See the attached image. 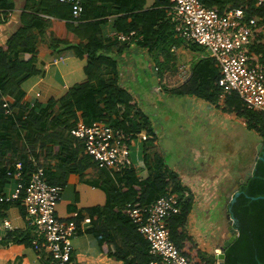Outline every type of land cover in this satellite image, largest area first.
Wrapping results in <instances>:
<instances>
[{"label":"trees","instance_id":"obj_1","mask_svg":"<svg viewBox=\"0 0 264 264\" xmlns=\"http://www.w3.org/2000/svg\"><path fill=\"white\" fill-rule=\"evenodd\" d=\"M201 1L206 7L217 8L220 13L228 8H241L247 16L258 18L261 26L264 25V7L256 8L255 0ZM145 4L146 0H82L83 11L75 22L69 4L58 0H37L32 12L20 15L21 27L0 47V196L17 161L21 163L22 189L17 199L0 202V211L15 205L27 220L22 202L24 187L32 172L40 166L37 161L52 156L57 142L68 143L64 162L72 163L78 154H82L78 163L87 160L98 166L86 153L83 142L69 133L72 127L69 121L74 117L75 109L83 110L86 123L102 121L123 130L131 138L145 131L147 135L151 134L148 140L147 137L144 139L145 143L154 140L148 116L138 109L131 93L118 83L117 57L124 53L129 43H108L100 34L101 24L110 16L117 15L113 23L115 30L125 35L131 32L141 35L140 44L150 50L159 45L161 50L168 52L171 45L183 43V40L174 37L172 24L166 17L170 0H155L149 9H145ZM54 26L59 33L51 35L46 44L43 43L44 33ZM260 29L255 30L247 53L259 55L264 68V37ZM64 33L66 36H63ZM187 47L203 55L192 64L189 78L171 88L170 93L195 96L215 104L220 111L239 119L262 143L261 158L256 160L247 182H239L243 174L233 181L238 187V195L234 202H228L225 213L234 220L232 227L237 235L224 251L223 264H264V112L246 108L235 93L218 103L220 87L217 63L201 46L188 42ZM64 50H72L76 58L85 61L83 79L58 98H50L44 104L34 101L30 105L21 89L22 82L43 74L40 58L60 54ZM21 54H28L29 57L21 59ZM104 69H109L115 77L108 81L102 79ZM5 101L8 102L7 108L3 107ZM34 145L39 150L34 156L36 163L27 159V151L32 150ZM9 152L17 158L4 164L1 158ZM143 163L147 172L143 179L137 174L135 166L121 170L116 176L117 182L104 172L100 185L105 189L107 201L103 206L87 210L90 228L86 230L95 237L101 252L122 264H148L152 259L148 242L128 218L126 207L147 206L162 195L175 194L179 200V210L165 220L172 243L188 264H216L215 258L203 256L187 233V216L194 196L181 183L178 174L170 169L160 149L145 147ZM40 167L48 184L60 186L54 180L50 181L46 169ZM70 168L76 170L73 165ZM83 218L76 211L75 217L66 220H73L80 233ZM27 229L26 233L19 230L10 232L7 240L31 245L32 228L27 226ZM37 252L44 253L42 250ZM45 255L49 263L50 257Z\"/></svg>","mask_w":264,"mask_h":264},{"label":"crops","instance_id":"obj_2","mask_svg":"<svg viewBox=\"0 0 264 264\" xmlns=\"http://www.w3.org/2000/svg\"><path fill=\"white\" fill-rule=\"evenodd\" d=\"M154 1L146 0L145 9L152 8ZM36 5L37 0H0V47L4 46L9 38L21 27L20 15L23 12H32ZM109 18L110 20H106L100 26L101 37L108 43H129L124 53L117 57L118 83L135 98L138 109L148 116V124L153 129V120L148 115L142 100L135 95L134 89L131 86L132 83L138 82L144 63L148 60L154 65L155 72L158 73L157 80L160 86H157L156 90L164 91L171 96H180L171 94L169 90L181 85L189 78L192 64L203 53L190 50L187 47L189 41L178 38L175 35L174 37L183 40V43L171 45L168 52L166 49L161 50L159 45L153 50L142 46L140 44L142 36L136 35L133 32H131V35L129 33L128 38L125 40H119L118 35L123 33L115 30L113 26L117 15H112ZM58 33L55 26L51 29L48 28L44 33L42 42L46 44L51 35H57ZM261 35L264 37V27L261 29ZM63 36H66V33ZM185 51H189L194 55L187 65L181 61L182 55H186ZM20 57L21 59H27L29 55L21 54ZM57 57H62V60L54 62L53 60ZM40 61H42L43 74L27 79L21 84V89L27 95V102L30 105L34 101H40L44 104L50 98H58L70 86L83 79L85 61L76 58L72 50H64L60 54L40 58ZM114 77V74L109 69L102 71V79L108 81ZM167 81L173 82L174 85L164 86V83ZM36 93H39V96L35 97ZM182 97L190 98L195 104L193 108L186 111V120L188 122L198 117L200 107L204 111H207L206 118L210 121V126L217 124V118L220 120L224 117H229L240 121L232 115L220 111L215 104H211L195 96L183 95ZM79 121L86 123V119L83 117V110L75 109L74 117L69 121L72 124L71 129ZM240 123L244 126L241 121ZM67 135L68 133L65 132V136ZM149 136L151 134L147 135L145 131H142L129 144L131 160L133 165L138 169L137 174L142 179L147 175L143 163V149L154 146L159 148L163 155L162 148L159 145V138L155 133V138L151 143H145L146 140L142 139L143 137L145 139L147 137L148 140ZM57 143V149L52 151V156L43 159L40 157L41 160L39 159L37 163L46 169L50 178L49 180H54L61 187V196L55 206V215L61 219H67L76 213V211H79L84 216L81 222L80 233L70 240L73 248V264H122L121 261L115 260L101 252L95 237L86 231L90 228L87 210L103 206L107 201L105 189L102 184L100 185L104 172L108 173L111 180L117 182L116 176L120 171L101 168L93 164L92 161L88 162L87 160L78 163V160L83 156L82 154H78L72 163L64 162V154L68 152V143L66 141ZM37 148L38 146L34 145L32 150L29 149L27 151V159L35 163L34 156L39 152ZM250 149L249 140H247L245 147L246 159L235 161L229 169L224 167L226 161L222 158L213 157V159H209L210 157L206 158L204 155L201 157L194 155L191 163L178 162L175 163V167L168 165L172 171L178 174L181 183L194 196L192 208L187 216L186 230L206 258H214L215 250L225 240L224 234L221 231L219 213L225 212L229 199L233 196V191L237 187L233 181L237 177V174L243 172L253 159L252 157L250 163H248ZM16 158V156L9 152L3 155L1 160L4 164H9V162H12ZM198 160L202 162L199 165ZM247 163L248 165L246 166ZM72 165L76 170H71L70 167ZM229 183H233V185ZM14 187L15 180L12 178L6 179L2 187L1 196L9 195ZM3 220H8L12 229L4 228L2 224ZM15 230L26 233L28 230L27 224L19 208L15 205H9L6 209L0 211V264H50V262L48 263L47 256L44 253L41 254L35 251L31 245L17 241H8L7 236Z\"/></svg>","mask_w":264,"mask_h":264},{"label":"built area","instance_id":"obj_3","mask_svg":"<svg viewBox=\"0 0 264 264\" xmlns=\"http://www.w3.org/2000/svg\"><path fill=\"white\" fill-rule=\"evenodd\" d=\"M58 1L71 6L73 19L77 22L83 11L82 0ZM255 7L263 8L264 0H255ZM166 16L176 37L201 46L217 63L220 87L218 103L235 93L246 108L264 112V68L261 57L247 53L255 30L264 27L258 18L247 16L241 8H228L220 13L217 8L206 7L201 0H170ZM129 35L119 34L118 38L123 41ZM59 60L62 57L53 61ZM3 107H8L7 101ZM6 112L9 113V110ZM70 134L83 142L86 153L99 167L121 171L134 166L129 153L133 138L123 130L98 120L88 124L79 121ZM13 168L11 178L15 180V187L9 195L0 196V202L19 197L22 189L21 163L17 161ZM60 196L61 187L48 184L43 168L37 166L24 187L22 202L26 224L32 228L31 247L49 255L50 264H73L70 240L78 234V229L73 220L55 215ZM178 203L175 194H167L147 206L126 207L128 218L148 242V252L152 257L148 264H188L165 228V220L178 212ZM75 216L76 213L71 217ZM2 224L4 228L12 229L8 220H3Z\"/></svg>","mask_w":264,"mask_h":264},{"label":"rangeland","instance_id":"obj_4","mask_svg":"<svg viewBox=\"0 0 264 264\" xmlns=\"http://www.w3.org/2000/svg\"><path fill=\"white\" fill-rule=\"evenodd\" d=\"M185 53L181 61L187 65L194 55L189 51ZM155 71L154 65L146 60L138 82L132 83L131 86L153 120V133L159 138L163 158L168 165L175 167L178 162L191 163L194 155H204L206 158L210 157L209 159L222 158L226 161L224 167L229 169L235 161L246 159L247 140L251 148L248 158L250 163L259 140L255 133L247 130L240 121L229 117L220 120L217 118V124L210 126V121L206 118L207 111L201 107L198 117L188 122L186 111L195 106L194 102L187 97L171 96L156 90L160 84L157 80L158 73ZM171 85H174L173 82L164 83L166 87ZM201 163V160H198V165ZM242 174L243 172L238 173L237 177ZM219 215L221 231L226 239L229 219L225 212H220Z\"/></svg>","mask_w":264,"mask_h":264},{"label":"water","instance_id":"obj_5","mask_svg":"<svg viewBox=\"0 0 264 264\" xmlns=\"http://www.w3.org/2000/svg\"><path fill=\"white\" fill-rule=\"evenodd\" d=\"M262 147V143L258 142L255 147V154L253 156V159L249 166L243 171V178L239 180L240 183H246L250 175L252 174V171L254 169V165L256 163V160L258 158H261L260 150ZM238 195V187H236L233 191V196L230 197L229 203L234 202L235 197ZM252 198H257V197H252ZM259 198V197H258ZM229 209V207H228ZM226 217L229 219L228 220V233L226 239L222 242V244L215 250L214 258L216 260V264H223L224 263V251L225 249L233 242L237 235V231L232 227V224L234 220L232 218H229V215L226 214Z\"/></svg>","mask_w":264,"mask_h":264}]
</instances>
